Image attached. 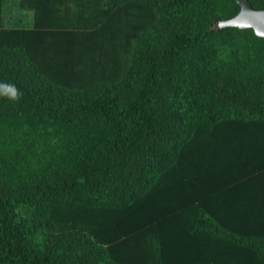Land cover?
Returning <instances> with one entry per match:
<instances>
[{
    "label": "trees",
    "instance_id": "16d2710c",
    "mask_svg": "<svg viewBox=\"0 0 264 264\" xmlns=\"http://www.w3.org/2000/svg\"><path fill=\"white\" fill-rule=\"evenodd\" d=\"M5 1L0 264H264V39L219 29L235 0H14L30 27Z\"/></svg>",
    "mask_w": 264,
    "mask_h": 264
},
{
    "label": "water",
    "instance_id": "95a60500",
    "mask_svg": "<svg viewBox=\"0 0 264 264\" xmlns=\"http://www.w3.org/2000/svg\"><path fill=\"white\" fill-rule=\"evenodd\" d=\"M239 13L230 20L217 23L219 29L226 27L239 30L251 29L257 38L264 39V10L255 11L248 0H235Z\"/></svg>",
    "mask_w": 264,
    "mask_h": 264
},
{
    "label": "rangeland",
    "instance_id": "374dc122",
    "mask_svg": "<svg viewBox=\"0 0 264 264\" xmlns=\"http://www.w3.org/2000/svg\"><path fill=\"white\" fill-rule=\"evenodd\" d=\"M16 7H17L16 6V1H14V0H6L5 1V5H4L5 15L10 16V13L11 14H15V12H16L18 15L19 14L21 15V18L20 19H21V21L23 23L22 25L24 27H30L32 25V14L20 12V11H18L16 9ZM5 21H6V23H8V25H10L9 22H8L9 20L6 19Z\"/></svg>",
    "mask_w": 264,
    "mask_h": 264
},
{
    "label": "clouds",
    "instance_id": "9594fccd",
    "mask_svg": "<svg viewBox=\"0 0 264 264\" xmlns=\"http://www.w3.org/2000/svg\"><path fill=\"white\" fill-rule=\"evenodd\" d=\"M22 93L13 84L0 83V97L7 98L9 101H18Z\"/></svg>",
    "mask_w": 264,
    "mask_h": 264
}]
</instances>
